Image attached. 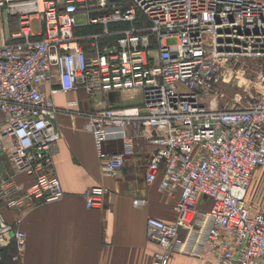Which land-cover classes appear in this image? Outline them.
Listing matches in <instances>:
<instances>
[{
    "label": "built area",
    "instance_id": "2783aa9c",
    "mask_svg": "<svg viewBox=\"0 0 264 264\" xmlns=\"http://www.w3.org/2000/svg\"><path fill=\"white\" fill-rule=\"evenodd\" d=\"M0 8L19 23L0 46V156L33 178L23 190L0 170V201L18 209L64 198L54 94L138 91L140 105L85 114L105 174H119L135 153L133 124L155 147L146 180L176 199L177 219H148L152 264L174 254L264 264V192L259 205L249 200L264 168V0H0ZM231 79L251 83L232 101L221 88ZM117 140L123 152H103ZM107 193L90 188L86 207L100 208ZM12 246L17 263L26 233L0 213V264Z\"/></svg>",
    "mask_w": 264,
    "mask_h": 264
},
{
    "label": "crops",
    "instance_id": "0c3cea01",
    "mask_svg": "<svg viewBox=\"0 0 264 264\" xmlns=\"http://www.w3.org/2000/svg\"><path fill=\"white\" fill-rule=\"evenodd\" d=\"M18 28L17 18L0 8V46ZM56 85V82L47 83L43 88L49 93ZM52 98L63 110L54 118L61 136L54 151V171L66 194L58 202L28 208L14 209L0 201L4 220L26 233V249L21 260L12 261L16 253L12 246L4 252L3 264H152L158 247L148 239V219L156 217L169 223L177 219L176 199L159 192V182L149 185L146 180L155 147L143 140L139 124H133L127 132L133 137L135 153L127 157L119 174H105L85 114L102 110L105 105H140V92H113L94 97L80 90L58 92ZM69 103L76 104L65 111ZM2 121L0 113V126ZM3 143L8 148L11 146L9 138H4ZM124 147L122 140L112 141L103 152L121 153ZM0 170L3 178L14 180L23 190L33 181L25 173L17 172L6 155L0 156ZM94 186H105L108 193L100 208L89 209L84 194ZM136 200L142 203L137 205ZM169 264L206 263L174 254Z\"/></svg>",
    "mask_w": 264,
    "mask_h": 264
},
{
    "label": "rangeland",
    "instance_id": "374dc122",
    "mask_svg": "<svg viewBox=\"0 0 264 264\" xmlns=\"http://www.w3.org/2000/svg\"><path fill=\"white\" fill-rule=\"evenodd\" d=\"M79 22H82V19H78ZM36 24V23H35ZM99 28H94L93 31H99ZM228 81V80H227ZM251 87V83L245 82V80H241L236 82L235 80L231 79V82L227 83L223 81L221 88L225 91L226 96L229 100L236 99L239 94H247L248 88ZM264 192V168H259L257 173L253 179V185L250 191L249 200L251 203L259 205L261 202V196Z\"/></svg>",
    "mask_w": 264,
    "mask_h": 264
}]
</instances>
